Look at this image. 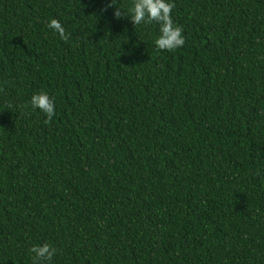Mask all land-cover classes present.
<instances>
[{"label": "trees", "instance_id": "obj_1", "mask_svg": "<svg viewBox=\"0 0 264 264\" xmlns=\"http://www.w3.org/2000/svg\"><path fill=\"white\" fill-rule=\"evenodd\" d=\"M168 2L0 0V264H264V0Z\"/></svg>", "mask_w": 264, "mask_h": 264}, {"label": "clouds", "instance_id": "obj_2", "mask_svg": "<svg viewBox=\"0 0 264 264\" xmlns=\"http://www.w3.org/2000/svg\"><path fill=\"white\" fill-rule=\"evenodd\" d=\"M108 6H115L114 16L116 19L127 17L135 27L141 24H158L159 36L155 39V46L158 50L174 51L185 44L183 27L174 24L172 18L175 3H170L168 0H133V5L129 10L130 15L117 6L116 0H111ZM47 27L58 33L62 40L69 39V34L66 33L58 19H51ZM30 105L33 109L38 108L46 115L47 119L44 123L49 125L52 123L53 117L56 115L55 100L47 92L41 91L33 94ZM24 107H28V105H24ZM29 251L33 254V264H51L58 249L44 243L43 245H34Z\"/></svg>", "mask_w": 264, "mask_h": 264}]
</instances>
